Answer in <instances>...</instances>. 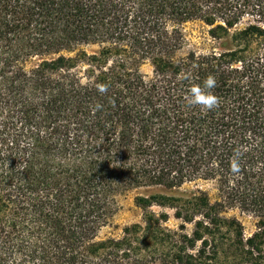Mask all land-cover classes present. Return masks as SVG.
<instances>
[{
  "label": "trees",
  "instance_id": "trees-1",
  "mask_svg": "<svg viewBox=\"0 0 264 264\" xmlns=\"http://www.w3.org/2000/svg\"><path fill=\"white\" fill-rule=\"evenodd\" d=\"M193 20L216 49H186ZM209 75L219 105L188 106ZM222 259L264 264V0H0V264Z\"/></svg>",
  "mask_w": 264,
  "mask_h": 264
},
{
  "label": "rangeland",
  "instance_id": "rangeland-1",
  "mask_svg": "<svg viewBox=\"0 0 264 264\" xmlns=\"http://www.w3.org/2000/svg\"><path fill=\"white\" fill-rule=\"evenodd\" d=\"M182 29L186 38V49H194L198 52H206L212 49H216L217 42L213 40L208 34L209 26L204 24L202 21L193 20L185 22L182 25ZM35 61L36 59L31 60L29 62V65L35 63ZM143 71L146 74H150L151 67L148 64H145L143 66ZM197 188L206 191L211 201H214L217 198V189L215 187V184L211 181L196 180L193 182H188L183 184L177 191H192ZM138 191H142V189L126 192L125 194L120 196V208L113 219V223L118 225V227H105L102 229L100 236L119 233L120 228L123 225L137 222L140 220L141 209L134 204V195L135 192ZM151 209L155 212H159L162 210L167 211L170 215V219L167 225L172 229H175L177 227L179 221L173 218V216L171 215L172 211L170 209H162L157 206H153ZM225 215L227 217L232 215L236 216L243 224L244 232L246 235H250V233L254 230L253 218L246 215H240L237 210H230L229 212L227 211ZM187 228L189 230L191 228V224H188ZM218 264H228V259H222V261H220V263Z\"/></svg>",
  "mask_w": 264,
  "mask_h": 264
},
{
  "label": "clouds",
  "instance_id": "clouds-1",
  "mask_svg": "<svg viewBox=\"0 0 264 264\" xmlns=\"http://www.w3.org/2000/svg\"><path fill=\"white\" fill-rule=\"evenodd\" d=\"M181 79H190V76L185 74L181 76ZM217 86V81L215 76H207L202 84H195L188 89V95L185 97L186 104L188 106H200L205 111H211L215 109L220 101L219 98L215 95L214 89ZM107 85L99 86L100 92L107 91ZM100 106L97 105V109ZM232 170L234 172L238 171V162L234 161L232 165Z\"/></svg>",
  "mask_w": 264,
  "mask_h": 264
}]
</instances>
